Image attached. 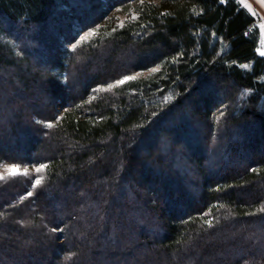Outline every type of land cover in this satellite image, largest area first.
<instances>
[{
  "label": "trees",
  "instance_id": "1",
  "mask_svg": "<svg viewBox=\"0 0 264 264\" xmlns=\"http://www.w3.org/2000/svg\"><path fill=\"white\" fill-rule=\"evenodd\" d=\"M259 38L238 0H0V165H47L0 180V264H264Z\"/></svg>",
  "mask_w": 264,
  "mask_h": 264
},
{
  "label": "rangeland",
  "instance_id": "2",
  "mask_svg": "<svg viewBox=\"0 0 264 264\" xmlns=\"http://www.w3.org/2000/svg\"><path fill=\"white\" fill-rule=\"evenodd\" d=\"M244 4L248 5V7H246L247 10L257 20V28L260 29V38H259L260 42H259L257 52L261 55V52H264V0H244ZM131 15H132L131 13H127V11L124 9H117L113 12L111 11L110 16H108V18H107L108 22H111V23L108 24L107 26L115 27L116 25H120L123 22H125L124 20H127L128 17H130ZM90 33H94V34L89 35ZM95 34H97L96 30L88 31V33L82 32V33L78 34L79 36H78V40H77L76 45H81L83 43H87V42L91 41V39L96 36ZM85 36H87V40H82L81 38L85 37ZM72 47L73 46H70V48H72ZM156 71H153V69L152 70L150 69L149 71H146V72H138L132 76L136 77L135 79L139 80V78L148 77ZM129 81H131V80H129ZM165 99L170 100L171 96L167 95L165 97ZM11 166H13V165H11V164L0 165V175H3L5 177V179H7V178L9 179L10 177H12L6 171V168L11 167ZM15 166H17L20 169L21 173H23L24 169H28V175L27 176L34 175V176H36V178H38V177H43V175H44V171L41 173H36L35 169L37 167L32 168V166H27V167H22V166H18V165H15ZM17 176H19V175H17Z\"/></svg>",
  "mask_w": 264,
  "mask_h": 264
},
{
  "label": "snow or ice",
  "instance_id": "3",
  "mask_svg": "<svg viewBox=\"0 0 264 264\" xmlns=\"http://www.w3.org/2000/svg\"><path fill=\"white\" fill-rule=\"evenodd\" d=\"M239 3L240 4H243L244 5V7H248V5L247 4H244V0H239ZM92 34H94V33H90L89 35H92ZM82 40H87V36H85V37H82L81 38ZM261 55H264V52H261ZM157 69H153V71H156ZM136 77H134V76H127V77H125L124 79H122V80H119L118 82H117V84H120V85H122V84H124L126 81H129V80H134ZM112 87H115V85H110L109 86V88H112ZM49 127H52V125H49ZM47 167V165H40L39 167H37L36 169H35V171H36V173H41V172H43L44 171V169ZM6 171H7V173L10 175V176H12V177H15V176H17V175H25V176H27L28 175V169H24V171H23V173H21L20 172V169L17 167V166H15V165H13V166H11V167H7L6 168ZM5 179V177L3 176V175H0V180H4ZM42 177H38V178H36L35 180H34V186H36V185H40L41 184V182H42ZM32 195V193L31 192H28V196H31ZM208 223L209 224H211V221H208ZM58 229H53V231H57Z\"/></svg>",
  "mask_w": 264,
  "mask_h": 264
}]
</instances>
